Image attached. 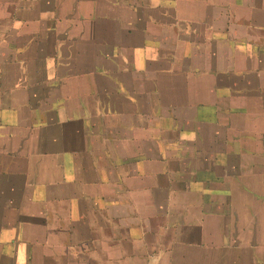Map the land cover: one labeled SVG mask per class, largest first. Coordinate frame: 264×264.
<instances>
[{
    "label": "crops",
    "instance_id": "crops-1",
    "mask_svg": "<svg viewBox=\"0 0 264 264\" xmlns=\"http://www.w3.org/2000/svg\"><path fill=\"white\" fill-rule=\"evenodd\" d=\"M0 264H264V0H0Z\"/></svg>",
    "mask_w": 264,
    "mask_h": 264
},
{
    "label": "rangeland",
    "instance_id": "rangeland-1",
    "mask_svg": "<svg viewBox=\"0 0 264 264\" xmlns=\"http://www.w3.org/2000/svg\"><path fill=\"white\" fill-rule=\"evenodd\" d=\"M157 109H154V111H156Z\"/></svg>",
    "mask_w": 264,
    "mask_h": 264
}]
</instances>
